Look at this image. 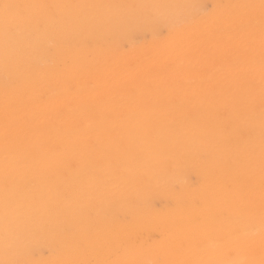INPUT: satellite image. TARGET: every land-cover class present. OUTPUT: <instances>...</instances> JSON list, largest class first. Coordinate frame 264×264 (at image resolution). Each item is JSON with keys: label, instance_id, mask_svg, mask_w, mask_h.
I'll list each match as a JSON object with an SVG mask.
<instances>
[{"label": "snow or ice", "instance_id": "snow-or-ice-1", "mask_svg": "<svg viewBox=\"0 0 264 264\" xmlns=\"http://www.w3.org/2000/svg\"><path fill=\"white\" fill-rule=\"evenodd\" d=\"M141 25L151 55L91 40ZM192 167L155 241L122 226ZM0 264H264V0H0Z\"/></svg>", "mask_w": 264, "mask_h": 264}, {"label": "bare ground", "instance_id": "bare-ground-1", "mask_svg": "<svg viewBox=\"0 0 264 264\" xmlns=\"http://www.w3.org/2000/svg\"><path fill=\"white\" fill-rule=\"evenodd\" d=\"M65 2H159V3H200L214 6L219 3H234L241 0H65ZM163 25L135 26L127 32L99 34L91 37L96 50L106 51L114 57H120L133 51L151 55L157 44H163L161 36ZM196 76V73H192ZM89 106L98 104V98L86 97ZM73 107L75 105H72ZM87 121H81L86 124ZM203 171L192 167L171 180L154 185L138 202L134 209H118L116 216L122 226L130 229L145 242H153L167 223L168 216L174 212L187 193L196 187V181L202 179ZM55 225H50L31 240L32 247L38 253V259H47L42 253L58 247L54 238Z\"/></svg>", "mask_w": 264, "mask_h": 264}]
</instances>
